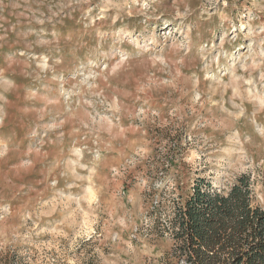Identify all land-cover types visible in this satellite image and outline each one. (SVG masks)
<instances>
[{
	"label": "rangeland",
	"instance_id": "374dc122",
	"mask_svg": "<svg viewBox=\"0 0 264 264\" xmlns=\"http://www.w3.org/2000/svg\"><path fill=\"white\" fill-rule=\"evenodd\" d=\"M241 175L264 0H0V264H157L146 199Z\"/></svg>",
	"mask_w": 264,
	"mask_h": 264
},
{
	"label": "trees",
	"instance_id": "16d2710c",
	"mask_svg": "<svg viewBox=\"0 0 264 264\" xmlns=\"http://www.w3.org/2000/svg\"><path fill=\"white\" fill-rule=\"evenodd\" d=\"M176 186L146 199L155 227L148 242L161 249L170 240L157 264H264V206L250 176L227 191L203 177Z\"/></svg>",
	"mask_w": 264,
	"mask_h": 264
}]
</instances>
